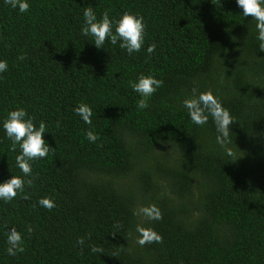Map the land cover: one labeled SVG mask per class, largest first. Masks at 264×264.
I'll list each match as a JSON object with an SVG mask.
<instances>
[{
	"label": "trees",
	"instance_id": "obj_1",
	"mask_svg": "<svg viewBox=\"0 0 264 264\" xmlns=\"http://www.w3.org/2000/svg\"><path fill=\"white\" fill-rule=\"evenodd\" d=\"M30 3L18 15L0 0V59L9 65L0 117L26 108L47 124L52 148L25 178L28 198L0 202V264H264V51L255 21L235 0ZM87 6L97 17L142 15L144 48L154 52L97 50L80 34ZM140 74L163 81L143 110L129 84ZM193 86L211 89L234 116V158L215 143L211 119L189 121L181 101ZM78 102L92 107L91 125L73 114ZM9 143L0 131V182L21 175ZM45 196L53 209L37 204ZM148 204L161 220L133 215ZM137 223L162 241L139 246ZM6 226L23 233L22 253H6Z\"/></svg>",
	"mask_w": 264,
	"mask_h": 264
},
{
	"label": "clouds",
	"instance_id": "obj_2",
	"mask_svg": "<svg viewBox=\"0 0 264 264\" xmlns=\"http://www.w3.org/2000/svg\"><path fill=\"white\" fill-rule=\"evenodd\" d=\"M240 9V16L245 19L255 21V40L260 51H264V0H235ZM4 6L15 10L16 13H27L31 7L30 0H3ZM83 22L80 27V34L89 38L90 44L97 50L107 49L106 45L117 46L128 55L138 53L143 50L147 54H152L155 44H150L146 48V23L144 17L139 13L130 11L122 12L118 17L110 15L109 10H105L97 17L91 6H87L82 12ZM22 59V57H21ZM7 60L0 59V74L8 71ZM131 90L137 94L136 107L139 110L147 108L148 98H150L163 84V81L154 75L140 74L135 81L129 82ZM181 106L186 110L187 117L192 125L200 127L207 125L209 119L215 128V143L223 151L227 158H234V152L230 139V128L235 122L234 116L229 109L224 106L220 97L211 89L200 91L196 86L191 88L190 94L181 101ZM73 114L79 117L85 125L92 124L93 109L85 102H78L72 109ZM0 131L9 143V151L17 152L14 157L15 168L21 175H11L9 179L0 182V202H11L18 195L27 199L25 186L31 184V179H25L33 175V163L46 158L49 154V143H46L45 134L51 133L45 121L36 122L34 117L24 107H15L0 117ZM85 138L89 143H95L97 134L89 129L85 132ZM11 172V170L9 169ZM12 173V172H11ZM37 204L47 210L53 209L55 201L50 197H41ZM133 215L142 217L148 222L162 219L160 209L155 204H148L139 207ZM31 232V226L26 229ZM137 233L136 243L143 247L145 244L160 243L162 236L153 227L143 226L141 223L135 225ZM5 251L9 256H15L24 251V236L15 226L5 227ZM83 239H78L77 244H83ZM101 248L91 246V252H102Z\"/></svg>",
	"mask_w": 264,
	"mask_h": 264
}]
</instances>
